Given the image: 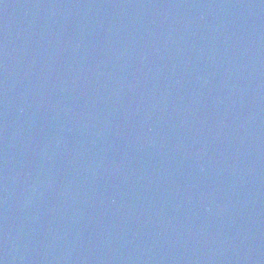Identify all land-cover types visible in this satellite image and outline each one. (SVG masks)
I'll list each match as a JSON object with an SVG mask.
<instances>
[{
	"label": "water",
	"instance_id": "water-1",
	"mask_svg": "<svg viewBox=\"0 0 264 264\" xmlns=\"http://www.w3.org/2000/svg\"><path fill=\"white\" fill-rule=\"evenodd\" d=\"M0 264H264V0H0Z\"/></svg>",
	"mask_w": 264,
	"mask_h": 264
}]
</instances>
